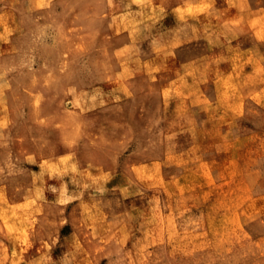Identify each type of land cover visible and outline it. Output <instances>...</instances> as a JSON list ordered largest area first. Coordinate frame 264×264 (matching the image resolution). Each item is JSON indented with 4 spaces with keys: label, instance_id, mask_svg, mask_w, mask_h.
<instances>
[{
    "label": "crops",
    "instance_id": "crops-1",
    "mask_svg": "<svg viewBox=\"0 0 264 264\" xmlns=\"http://www.w3.org/2000/svg\"><path fill=\"white\" fill-rule=\"evenodd\" d=\"M142 1L169 13L188 12L186 20L128 22L119 33L137 51L120 61L116 81L97 85L110 94L90 109L110 104L113 122L121 116L138 122L143 116L140 151L115 146L88 157L72 142L57 147L48 134L19 135L31 129L23 116L0 153L18 159L25 174L1 180L0 187L13 203H23L34 199L42 171L65 172V221L56 232L65 246L55 242L50 249L63 250L70 263L91 264L95 250L108 241L125 246L132 234L124 241L125 229L110 225L115 216L104 205L105 191H130L143 170L150 182L139 229L146 249L167 242L170 250H192L193 264H230L227 251L243 250L237 236L264 238V0ZM49 118L37 117L33 128ZM113 136L126 137L120 130ZM250 202L258 205L252 214ZM154 203L161 204L160 211ZM77 250L79 257L72 254ZM37 251L34 262L41 258Z\"/></svg>",
    "mask_w": 264,
    "mask_h": 264
},
{
    "label": "rangeland",
    "instance_id": "rangeland-1",
    "mask_svg": "<svg viewBox=\"0 0 264 264\" xmlns=\"http://www.w3.org/2000/svg\"><path fill=\"white\" fill-rule=\"evenodd\" d=\"M168 13L142 0H0V129L7 131L0 133V148L5 146L4 139L16 136L11 130L17 131L14 124L25 116L31 129L19 130L21 136L23 130L38 136L48 134L57 147L72 142L74 148L85 149L88 157L103 156L102 149L115 146L121 151L131 147L139 152L144 144L143 116L138 122L129 123L127 116L116 117L113 122L110 104L90 109L110 94L106 86L97 85L116 81L113 72L120 61H127L137 51L135 45H125L119 32L128 22H177L186 20L188 14L180 10ZM120 104L125 106L127 102L123 99ZM121 108L123 115L125 109ZM47 115L49 119H42L33 128V120ZM117 130L126 137L114 138ZM22 167L18 159L0 153V181L23 178ZM64 173L59 169L42 171L34 199L23 203H13L0 187V264H74L65 260L63 250L52 254L50 249L55 242L65 246V240L58 241L56 234L65 221ZM139 174L130 191H105L104 205L115 216L110 225L125 229L124 241L131 230V238L125 246L108 241L103 249L93 252L91 264H193L192 250H170L167 242L146 249L144 233L139 229L144 226L145 188L150 182L143 170ZM154 205L155 211H160L161 204ZM257 209L256 203H249L250 214ZM182 238L184 242L186 238ZM236 242L243 250L227 251L230 264L244 260L264 264V238L239 235ZM161 245L165 249H156ZM38 248L41 258L34 262ZM217 253L212 255L216 257ZM72 254L79 257L82 252ZM204 257L201 254L200 258Z\"/></svg>",
    "mask_w": 264,
    "mask_h": 264
}]
</instances>
